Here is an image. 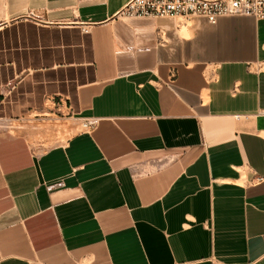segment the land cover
I'll list each match as a JSON object with an SVG mask.
<instances>
[{
  "label": "crops",
  "instance_id": "crops-1",
  "mask_svg": "<svg viewBox=\"0 0 264 264\" xmlns=\"http://www.w3.org/2000/svg\"><path fill=\"white\" fill-rule=\"evenodd\" d=\"M0 0V264H264V20Z\"/></svg>",
  "mask_w": 264,
  "mask_h": 264
},
{
  "label": "built area",
  "instance_id": "built-area-1",
  "mask_svg": "<svg viewBox=\"0 0 264 264\" xmlns=\"http://www.w3.org/2000/svg\"><path fill=\"white\" fill-rule=\"evenodd\" d=\"M119 15L122 18H204L211 24L233 16L264 20V0H130Z\"/></svg>",
  "mask_w": 264,
  "mask_h": 264
},
{
  "label": "rangeland",
  "instance_id": "rangeland-1",
  "mask_svg": "<svg viewBox=\"0 0 264 264\" xmlns=\"http://www.w3.org/2000/svg\"><path fill=\"white\" fill-rule=\"evenodd\" d=\"M49 118L52 120L46 123H34L33 120L28 123L1 122L0 127L24 134L34 146L42 150L62 144L73 134L85 130L83 124L77 120L60 122L56 117L49 116Z\"/></svg>",
  "mask_w": 264,
  "mask_h": 264
},
{
  "label": "bare ground",
  "instance_id": "bare-ground-1",
  "mask_svg": "<svg viewBox=\"0 0 264 264\" xmlns=\"http://www.w3.org/2000/svg\"><path fill=\"white\" fill-rule=\"evenodd\" d=\"M5 125H7L6 123H5ZM4 127V126H3ZM5 127H7V126H5ZM2 128V127H1Z\"/></svg>",
  "mask_w": 264,
  "mask_h": 264
}]
</instances>
